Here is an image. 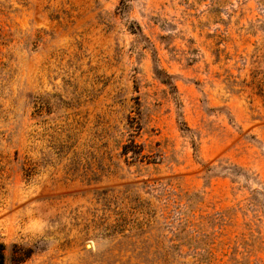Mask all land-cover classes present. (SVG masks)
Here are the masks:
<instances>
[{
    "label": "rangeland",
    "instance_id": "374dc122",
    "mask_svg": "<svg viewBox=\"0 0 264 264\" xmlns=\"http://www.w3.org/2000/svg\"><path fill=\"white\" fill-rule=\"evenodd\" d=\"M0 241L264 264V0H0Z\"/></svg>",
    "mask_w": 264,
    "mask_h": 264
},
{
    "label": "trees",
    "instance_id": "16d2710c",
    "mask_svg": "<svg viewBox=\"0 0 264 264\" xmlns=\"http://www.w3.org/2000/svg\"><path fill=\"white\" fill-rule=\"evenodd\" d=\"M5 249L6 245L2 241H0V264H4L5 261ZM18 258H21V255H17Z\"/></svg>",
    "mask_w": 264,
    "mask_h": 264
}]
</instances>
